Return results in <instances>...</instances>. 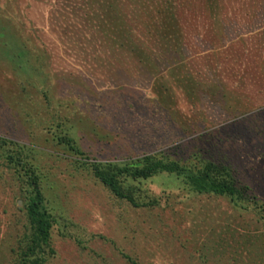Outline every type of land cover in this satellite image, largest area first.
Returning <instances> with one entry per match:
<instances>
[{
    "label": "rangeland",
    "instance_id": "rangeland-1",
    "mask_svg": "<svg viewBox=\"0 0 264 264\" xmlns=\"http://www.w3.org/2000/svg\"><path fill=\"white\" fill-rule=\"evenodd\" d=\"M106 2L0 0V136L32 146L55 218L44 264H264L254 205L162 172L129 182L158 199L134 207L83 164L211 159L264 206V0H117L113 18ZM20 48L28 71L10 62ZM19 183L0 149V264L25 235Z\"/></svg>",
    "mask_w": 264,
    "mask_h": 264
},
{
    "label": "trees",
    "instance_id": "trees-1",
    "mask_svg": "<svg viewBox=\"0 0 264 264\" xmlns=\"http://www.w3.org/2000/svg\"><path fill=\"white\" fill-rule=\"evenodd\" d=\"M105 1H107L105 4L107 5L106 9L108 8L111 16L109 18H113L112 16L118 12L115 10L117 8L115 6L117 5V0ZM96 4H98L97 1ZM119 7L121 8L120 4ZM173 16L169 22L170 25L174 21ZM96 19L99 20L97 17ZM115 26L113 22L107 25L103 22V24H100L101 29L99 27L98 29L106 31L107 37L108 35H112V40L114 39V31L118 32L120 30L118 34H122V32L124 34L127 33L125 30L128 27L125 25L124 27H118L119 25H117L121 29L114 28L112 33L111 31ZM159 26L161 29H158L159 32H164L166 29L168 30L172 27L164 22L163 24L160 23ZM91 27H94V25ZM1 36H4L2 44L3 46L5 44V48L7 46L10 48L11 45L14 47L18 46L19 43L16 39H12V36H9L10 38H6L4 34H1ZM119 46L123 49L125 45H121L120 43ZM131 49H134V46ZM5 51L8 54L9 50L5 49ZM23 51L20 48L16 54H12L11 56L9 54V59L17 69L28 71L30 69L29 66L32 68V64L29 62L30 56L28 52ZM56 139L58 142L65 143L67 147H70L72 150L74 149V151L76 150V153L80 154V150L75 148L74 141L70 137L59 136ZM26 147L32 146L0 136V149L5 164L16 174L20 181L19 195L22 204L19 210L23 213L26 221L25 235L19 242L12 264H44L47 252L52 251L51 229L55 218L46 206L45 197L40 186L39 174L27 159L28 151H26ZM83 164L91 169L93 176L115 197L126 200L134 207L154 206L158 203V199L152 198L142 185H131L129 182L136 181L141 183V181L165 172L174 174L177 178H180L183 185L193 194L226 196L237 205H243L244 201H246V203L254 205L255 210L262 212L261 218L264 220V206L255 196L247 195L245 192L248 189L247 186L237 185L231 167L217 163L211 159H201L199 163H193L184 161L183 159L170 158L165 153H156L146 154L123 162L94 161ZM138 192H142L143 196H140ZM130 262L131 264H136L133 260Z\"/></svg>",
    "mask_w": 264,
    "mask_h": 264
}]
</instances>
